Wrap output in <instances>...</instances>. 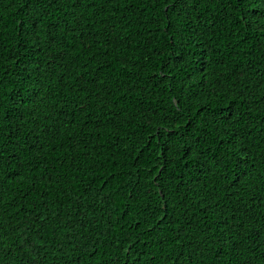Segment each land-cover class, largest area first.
<instances>
[{
	"label": "trees",
	"instance_id": "obj_1",
	"mask_svg": "<svg viewBox=\"0 0 264 264\" xmlns=\"http://www.w3.org/2000/svg\"><path fill=\"white\" fill-rule=\"evenodd\" d=\"M144 3L81 8L72 32L71 5L37 28L30 0H0V264H264L260 13L208 6L177 49Z\"/></svg>",
	"mask_w": 264,
	"mask_h": 264
},
{
	"label": "snow or ice",
	"instance_id": "obj_2",
	"mask_svg": "<svg viewBox=\"0 0 264 264\" xmlns=\"http://www.w3.org/2000/svg\"><path fill=\"white\" fill-rule=\"evenodd\" d=\"M114 2H117V0H30L29 11L35 13L36 26L39 28L40 24L45 23V17L50 15L52 7L57 5L59 7L71 5V12L67 13V16H70L71 20H69L66 16L64 22L70 25V30L72 32H75L76 23H74V21H78V15L82 16V13L80 12L81 8L88 6L95 8L98 5L107 6V4ZM129 2H132V0H129ZM149 5L153 8H158V6L163 7L164 15L157 17L154 22L162 23L164 25L170 46L177 49L188 46L189 40L191 39L189 31L194 34H199L198 30L193 27L189 21L194 20L196 16H201L202 18V12L208 6H211L214 10L217 6H220L222 9L221 17L223 19H229L232 12L240 13V10L243 9V13L238 16V20L241 25H247L248 28L254 27V16L256 14L249 9L257 10L260 13L262 24H264V0H145L144 7L148 8ZM149 19L152 18L150 17ZM185 25H187V28H185ZM45 27L48 26L45 24ZM59 28V24H53L52 27L49 28L47 33L49 38V47L56 45L59 35L57 30ZM261 30L264 31V28ZM57 59L60 58L57 57ZM184 59H186V56L181 57L182 61ZM3 96V85L0 83V129H3V121L7 116V113L2 105ZM36 100L42 102L43 97L40 92L36 93ZM181 103L182 101L178 99V108ZM197 112L201 114L203 122L208 126L209 131L212 130L213 125H215L216 130L219 131V126L222 124V116L224 114L218 113L212 109V100L205 99L201 107L197 109ZM8 118L15 119L17 117L12 116ZM228 118L230 119V117ZM19 119H23V117H19ZM37 119H39V116H37ZM45 126H42L39 123L36 124V127L39 128L41 132L44 131ZM39 139H41V137L37 135V140L39 141ZM185 140V149L188 152V157H190L192 163H195L197 160H200L201 157L206 155L203 150L199 153L196 152L192 143L190 132L188 136L185 137ZM196 142L199 143V141ZM218 157L219 153L214 156V159H218ZM0 159H2V153H0ZM186 162H188V158H186ZM201 163L203 165V162ZM245 163H247V161H241L242 171L243 164ZM210 170L211 169L204 168L202 166V171L204 173H207ZM8 179L10 178L4 175L3 165L0 164V192L3 191L4 184L7 183ZM221 247L223 248V245ZM113 261L114 264H119L118 258H113Z\"/></svg>",
	"mask_w": 264,
	"mask_h": 264
}]
</instances>
